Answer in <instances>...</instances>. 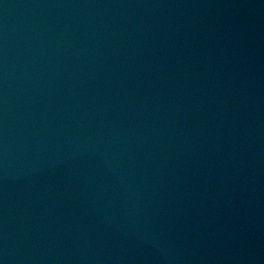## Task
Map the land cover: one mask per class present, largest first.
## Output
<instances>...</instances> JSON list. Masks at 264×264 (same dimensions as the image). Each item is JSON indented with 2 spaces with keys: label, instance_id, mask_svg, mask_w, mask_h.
<instances>
[{
  "label": "water",
  "instance_id": "obj_1",
  "mask_svg": "<svg viewBox=\"0 0 264 264\" xmlns=\"http://www.w3.org/2000/svg\"><path fill=\"white\" fill-rule=\"evenodd\" d=\"M0 264H264V0H0Z\"/></svg>",
  "mask_w": 264,
  "mask_h": 264
}]
</instances>
